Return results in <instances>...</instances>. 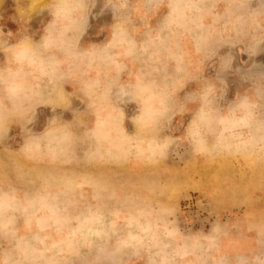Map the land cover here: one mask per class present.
Here are the masks:
<instances>
[{"label":"rangeland","instance_id":"374dc122","mask_svg":"<svg viewBox=\"0 0 264 264\" xmlns=\"http://www.w3.org/2000/svg\"><path fill=\"white\" fill-rule=\"evenodd\" d=\"M263 2L0 0V264H217V192L264 210Z\"/></svg>","mask_w":264,"mask_h":264},{"label":"crops","instance_id":"0c3cea01","mask_svg":"<svg viewBox=\"0 0 264 264\" xmlns=\"http://www.w3.org/2000/svg\"><path fill=\"white\" fill-rule=\"evenodd\" d=\"M58 1L53 0L49 10L53 15L61 18L65 11L72 10V8L69 6L70 0L63 4H59ZM251 10L262 11L264 14V2L254 5ZM255 22L257 25L258 23L264 25L263 18H256ZM59 24L66 26L62 21ZM48 27L49 25H46V28ZM239 185L241 186V184ZM243 189H238L239 195L232 197L233 191L229 188L225 187L217 192L216 197L219 201L228 208L239 211L238 215L230 221L217 223L214 230L204 236L207 239L206 244L208 242L218 244L220 259L217 260V264H225V257L231 260L227 264H242L243 261H239V257L247 258L244 264H248V260L251 259L258 260L262 264L264 258V210H261L258 205L259 197L250 191L246 193ZM167 229L169 230V227ZM162 232L164 231L162 230Z\"/></svg>","mask_w":264,"mask_h":264},{"label":"built area","instance_id":"2783aa9c","mask_svg":"<svg viewBox=\"0 0 264 264\" xmlns=\"http://www.w3.org/2000/svg\"><path fill=\"white\" fill-rule=\"evenodd\" d=\"M205 202L202 198L200 197H190L184 200L182 203V207L184 209V212L189 213L194 210L197 205H204Z\"/></svg>","mask_w":264,"mask_h":264}]
</instances>
